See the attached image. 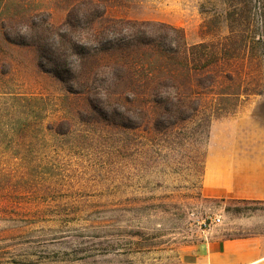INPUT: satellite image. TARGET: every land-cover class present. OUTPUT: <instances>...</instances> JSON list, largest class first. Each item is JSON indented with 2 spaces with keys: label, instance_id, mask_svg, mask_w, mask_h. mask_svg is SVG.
<instances>
[{
  "label": "rangeland",
  "instance_id": "rangeland-1",
  "mask_svg": "<svg viewBox=\"0 0 264 264\" xmlns=\"http://www.w3.org/2000/svg\"><path fill=\"white\" fill-rule=\"evenodd\" d=\"M79 1L0 0V93L47 101L31 140L0 139V264H221L216 242L264 237V198L236 197L264 191V60L257 92L180 145V129L145 114L96 113L21 42L26 24L60 26ZM90 1L103 9L95 29L131 19L180 27L188 42L227 33L224 0ZM59 120L63 134L48 128Z\"/></svg>",
  "mask_w": 264,
  "mask_h": 264
},
{
  "label": "trees",
  "instance_id": "trees-1",
  "mask_svg": "<svg viewBox=\"0 0 264 264\" xmlns=\"http://www.w3.org/2000/svg\"><path fill=\"white\" fill-rule=\"evenodd\" d=\"M224 5L227 33L197 42L156 20L110 19L95 29L103 9L90 0L73 4L60 26L26 24L35 31L21 42L42 49L49 71L96 113L112 114L116 124L125 112L142 113L160 132L180 129L178 144L197 143L214 118L233 114L241 98L257 92L251 70L264 60V0ZM46 106L39 95L0 93V139L31 140L43 129ZM63 121L48 128L63 134ZM195 152L202 171L204 152Z\"/></svg>",
  "mask_w": 264,
  "mask_h": 264
},
{
  "label": "crops",
  "instance_id": "crops-1",
  "mask_svg": "<svg viewBox=\"0 0 264 264\" xmlns=\"http://www.w3.org/2000/svg\"><path fill=\"white\" fill-rule=\"evenodd\" d=\"M238 198H264L260 193L237 195ZM221 264H264V237L235 238L211 246Z\"/></svg>",
  "mask_w": 264,
  "mask_h": 264
}]
</instances>
